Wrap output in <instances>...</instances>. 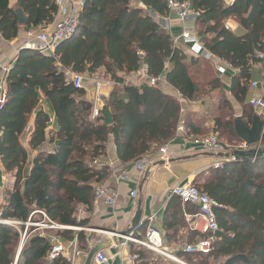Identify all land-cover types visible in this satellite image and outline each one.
I'll use <instances>...</instances> for the list:
<instances>
[{
    "label": "trees",
    "instance_id": "16d2710c",
    "mask_svg": "<svg viewBox=\"0 0 264 264\" xmlns=\"http://www.w3.org/2000/svg\"><path fill=\"white\" fill-rule=\"evenodd\" d=\"M178 1L200 13L195 24L205 49L247 79L257 55L264 52V0H235L232 5L226 0ZM140 2L147 10L138 8ZM18 10L27 20L25 25L20 24ZM58 12L55 0H17L15 7L10 0H0V35L12 42L22 30L53 24ZM167 16L166 0H84L75 35L53 54L19 52L6 77V102L0 110L1 163L15 178L12 190L5 193L0 219L26 223L33 213L42 211L54 224L85 228L89 220H79L78 213L80 209L92 211L95 187L109 177V170L102 166L109 141L113 140L119 160L128 164L150 154L153 146H165L176 135L181 104L162 91V84L116 88L100 117L93 119L86 90L75 88L67 72L93 77L105 69L111 81L123 83L125 75L145 63L150 76L161 78L188 101L220 87L202 58L189 59L174 45L161 24ZM230 18L245 34L225 29ZM246 90L244 86L240 92L245 95ZM41 96L53 106L58 132L49 129V116L39 110ZM104 109L111 113L112 125L104 123ZM252 117L243 123L248 126ZM225 124L217 121L219 128L225 129ZM189 127L190 119H186ZM229 127L235 139L228 145L242 143L233 123ZM56 143L53 150L41 149ZM260 150H264V136ZM29 151L37 153L30 158ZM193 185L220 206L215 209L219 232L210 254H185L186 245L204 237L189 231L185 221V214L195 210L173 197L164 213L165 239L175 241L188 230V239L176 255L187 264H264V156L224 162L197 176ZM24 232V226L0 224V264H69L64 258L49 261L51 242L40 235L26 241L17 260ZM57 236L67 243L76 238L81 252L91 251L84 232L63 230ZM131 252L139 254L138 264L149 263L143 249L131 248Z\"/></svg>",
    "mask_w": 264,
    "mask_h": 264
},
{
    "label": "crops",
    "instance_id": "0c3cea01",
    "mask_svg": "<svg viewBox=\"0 0 264 264\" xmlns=\"http://www.w3.org/2000/svg\"><path fill=\"white\" fill-rule=\"evenodd\" d=\"M74 1L75 9L80 10V13L82 11L80 8L82 3H84V0ZM16 3L17 0H10L11 7H15ZM227 4L229 3L227 2ZM59 20L60 18L57 15L56 20L53 24L42 26L40 28H37V30L45 31L47 29H52V27ZM228 23L234 27V30H231L230 32L235 33L239 36L245 34L246 31L235 19H228L225 22V25ZM161 24L165 27L172 38L181 36V34L185 30H192L193 32H195L196 37L199 38L204 50L210 53L205 49L203 41L200 39L197 33L195 21H190L189 23L182 24L174 15L169 14L165 19L161 21ZM29 32L22 30L19 34V37L12 42L3 40L0 35V97L2 95V86L4 85V82H6L5 80L7 77L4 74V68L8 66L11 67L13 65L19 52L23 49V46L29 40ZM176 47L182 49L184 53L187 54L189 59L197 60L198 58H202L203 60H200L206 63V67L210 68V71L220 81V87L207 95H199V98H197L196 100L188 101L182 99L179 92L175 90L171 85H169L168 83H162V91L167 95L176 97L180 102L181 116L174 139L165 145L168 147L171 163L169 162L168 166L157 167L156 169L149 172V174H147V177L145 175L139 176L136 173L134 163L123 164L117 156L113 140L111 139L109 141L107 147V157L102 160V166L106 167L109 170L110 174L108 179L103 184L107 188L114 190L117 193L116 204L114 206H109L102 199L94 203L93 209L90 213H88L85 209H80L81 211H83V214H81V218L79 220H81L82 218L88 219L89 224L85 228H77L81 230H70L74 231L75 233L84 232L87 236L88 245L91 250L99 244L110 241L111 247L102 250L108 257L109 264H125L126 256L132 253L131 248H135L136 250V247L133 244L128 243L127 246H123V244L126 242L123 238L124 236H120L119 234L129 229L131 222L138 210L139 199L141 201L142 211L141 223L144 225L137 231H133L130 236L144 239L146 235V224L150 217L156 215L157 220H155L153 224L154 228L159 231L162 236L163 248L167 249V252L169 254L177 256L176 253L183 248L185 242L188 239V230L182 231L175 241L170 242L165 239L166 232L164 230V213L168 206V203L174 197L172 196V190L184 183L193 184L196 177L200 174L206 172L210 168H216V164L228 161L223 158L209 157L206 152L195 149L193 141L195 139L216 135L220 138L221 141L228 144L235 139L230 134V123H233V128L235 129L237 120H240L242 123H247L249 116H253L254 118L259 117L264 125V111L255 110L251 104L253 99H260L264 101V65L261 62L257 60V63L252 64L250 72L246 79L242 78L241 72L238 69L233 68L225 61L217 58L213 54L212 55L214 56V58L212 59H206L205 52L201 56L196 55L191 51V46L186 45L184 42L179 43ZM67 74L71 73L67 72ZM101 74L102 76H106V80L111 81L106 75L105 69H101L96 75L100 76ZM114 83L105 86L101 90L102 110L104 108L105 102L109 99L112 92L116 88L122 89L123 87H125L122 83ZM132 84L141 85L137 81H134ZM253 84H256V87H254ZM244 86H246L247 88L245 95L240 92V89ZM94 87L95 84L93 80L88 81L85 86H83V88L86 90L87 100H91V97L94 93ZM39 110L45 112L49 116V129L53 132H58L60 129L59 122L53 106L48 99L42 96L40 97ZM186 119H190L189 129L186 128ZM219 120H223L226 122V124L224 125L225 129L219 128V125H217V121ZM253 121L251 122V124H248L247 127L251 128ZM180 124L183 125V131L178 130ZM238 138L240 139L239 136ZM241 142L244 143L242 140ZM261 143L250 147H257L258 145L261 147ZM23 145L24 147H27L28 142H23ZM57 146L58 143H56L53 147L47 144L41 149L44 151L53 150L54 148H57ZM161 147L153 146L151 152L157 156L158 150ZM36 153V151H29L30 158H33ZM182 158L190 159L178 161ZM14 183V174H8L4 171L0 158V214L1 209L6 205L5 193L7 190H12ZM140 188L141 193L139 191ZM134 192H137L136 198L133 197ZM188 206H190V209L193 208L195 210V213L197 212L196 207H193L191 205ZM188 215L190 214H185V221L188 225L189 231L194 232L190 227ZM37 218H39V216H37ZM57 233L58 231H44V234H46L47 236ZM32 235H39V232H34V229H32L30 233L28 232L27 240ZM116 237H121L123 239L121 242H119L115 240ZM75 241H77L76 238L75 240H73V242L70 243L62 240V242L68 247V256H71L72 254L70 246ZM25 243H22L21 239L17 254V260ZM143 250L145 254L149 256L148 264H175L156 253L145 249ZM83 253L89 255V253ZM86 258H81L79 260V264H85ZM48 260L53 261L49 259V255ZM92 264H94L93 261Z\"/></svg>",
    "mask_w": 264,
    "mask_h": 264
},
{
    "label": "built area",
    "instance_id": "2783aa9c",
    "mask_svg": "<svg viewBox=\"0 0 264 264\" xmlns=\"http://www.w3.org/2000/svg\"><path fill=\"white\" fill-rule=\"evenodd\" d=\"M59 8L58 16L60 20L52 27L45 31L34 30L28 33L29 40L23 46V49L39 52L42 54H53L57 46L69 39H71L79 26V11L75 9L74 0H55ZM229 4H233L235 0H227ZM84 3L81 5V10ZM168 15H174L182 24L195 21L196 18L200 17V13L196 12L192 6L187 2H180L178 0H166ZM139 7L147 10L143 3H139ZM226 30L233 31L234 27L231 24L225 25ZM174 45L177 46L179 43L184 42L186 45L191 46V51L196 55H201L205 52L206 59H212L214 56L206 52L200 43L195 32L192 30H185L181 36L173 38ZM257 60L264 65V52L257 55ZM10 66L4 68L5 76L10 71ZM71 82L74 87L79 89L83 88V81L85 76L78 74H69ZM95 84L94 93L91 97L93 104L92 118H99L101 115V90L114 82L100 78L95 75L92 77ZM6 81V80H5ZM134 81L139 82L141 85L146 84L150 87H157L159 84L165 83L161 78H154L150 76L149 67L147 64L142 63L139 70L134 73H129L124 76L122 84L124 86L131 85ZM6 82L2 86V95L0 97V110L5 106L6 102ZM115 84V83H114ZM116 85V84H115ZM256 87V84H253ZM253 108L257 111H264V101L260 99H253L251 102ZM179 131H183V125L180 124ZM195 149H198L206 153H220L232 155L235 152H249L253 149H259L260 146L250 147L246 143H240L236 146H229L220 140L216 135L208 136L205 138L195 139L193 141ZM227 162H235L234 157H231ZM158 162H163V166H168L170 162V154L167 146L159 148L158 155L150 154L143 155L134 164L136 173L139 176L144 175L148 169ZM223 163L216 164V168L222 166ZM172 196L177 197L181 200L184 205H191L196 207L197 212L188 215L190 227L194 232L199 233L204 238L193 244L186 245L184 247L185 254L191 255H207L212 252L213 243L219 232V225L215 209L220 207L218 203L208 195L202 193L192 183H184L172 190ZM133 197H137V192L133 193ZM104 200L109 206H114L117 200V193L114 190L107 188L103 183L96 185L95 187V201L94 203ZM83 211L79 210V219L81 218ZM37 216H39L38 219ZM35 218V220H33ZM157 220V216L154 215L149 218L146 224V235L144 239H139L133 236L123 237L125 242L123 246L133 244L136 247V251L141 249L149 250L156 253L165 259L175 264H187L175 255L169 254L167 249L163 248L162 236L159 231L154 228V222ZM0 224L13 226L19 228L20 226L25 227V232L22 235V243H25L28 238V232L30 229H34V232H39L41 237H47L52 245L51 251L49 252V259L56 260L59 258H65L69 264H79L81 258H86L88 254L81 252L78 248L77 241L71 244L72 250L71 256H68V247L62 242L57 234L47 236L44 231H63V230H81L77 228L64 227L50 222L45 213L37 211L33 213L26 223H20L17 221H7L0 219ZM118 235V234H116ZM139 254H128L125 258V264H138ZM94 264H109V259L104 251H99L93 258Z\"/></svg>",
    "mask_w": 264,
    "mask_h": 264
},
{
    "label": "water",
    "instance_id": "95a60500",
    "mask_svg": "<svg viewBox=\"0 0 264 264\" xmlns=\"http://www.w3.org/2000/svg\"><path fill=\"white\" fill-rule=\"evenodd\" d=\"M17 15L19 17L20 24L25 25L27 20H26L25 16L23 15L22 11L18 10ZM103 115H104V123L106 125H112L113 120H112L111 113L107 109H104ZM235 130H236L238 136L240 137V139L244 143H246L248 146H254V145L260 144L262 139H263V136H264V125H263V123L259 117L254 118V121H253L251 128L245 126L240 120H237L236 125H235ZM207 155L209 157L223 158V159H230L231 157H234V161H239L242 159L257 160V159L262 158L264 156V150L253 149V150H250L249 152H241V153L235 152L232 155L216 154V153H207ZM188 159H190V158H182L178 161H183V160H188ZM170 163H171V160H170ZM163 165H164L163 162H158L154 166L150 167L144 175L147 177V174H149V172H151L152 170L156 169L157 167H159V166L161 167ZM139 191L141 193V188ZM140 198H141V196H140ZM141 222H142V211H141V201L139 199L138 210L136 212L135 217L133 218V220L131 222L129 229L125 232H121L119 235L124 236V237L130 236L133 231H137L139 228H141L144 225ZM122 239L123 238H121V237L115 238V240L119 241V242H121ZM110 247H111V242L107 241V242L99 244L98 246L93 248L89 252V255L86 258L85 264H92L94 256L99 251L105 250V249L110 248Z\"/></svg>",
    "mask_w": 264,
    "mask_h": 264
},
{
    "label": "rangeland",
    "instance_id": "374dc122",
    "mask_svg": "<svg viewBox=\"0 0 264 264\" xmlns=\"http://www.w3.org/2000/svg\"><path fill=\"white\" fill-rule=\"evenodd\" d=\"M132 2L134 1V0H131ZM141 3V2H140ZM134 4L136 5V1L134 2ZM167 6V5H166ZM138 8H140L139 7V3H138ZM147 8V7H146ZM140 9H142V8H140ZM142 10H144V9H142ZM202 55V54H201ZM201 55H199V56H201ZM100 78H105L106 79V76H102V74L100 75ZM88 81H92V77H85V79H84V81H83V86H85V84L88 82ZM91 101V100H90ZM217 154H220V153H217ZM171 159V158H170ZM57 232V231H56Z\"/></svg>",
    "mask_w": 264,
    "mask_h": 264
}]
</instances>
